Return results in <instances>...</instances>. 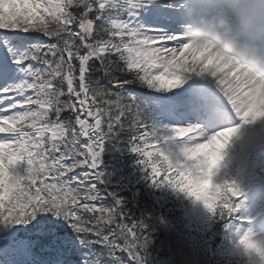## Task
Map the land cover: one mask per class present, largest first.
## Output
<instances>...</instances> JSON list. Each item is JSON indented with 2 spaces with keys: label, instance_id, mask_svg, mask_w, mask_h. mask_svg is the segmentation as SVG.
<instances>
[{
  "label": "snow or ice",
  "instance_id": "6c2138e0",
  "mask_svg": "<svg viewBox=\"0 0 264 264\" xmlns=\"http://www.w3.org/2000/svg\"><path fill=\"white\" fill-rule=\"evenodd\" d=\"M253 7L0 0V264H264Z\"/></svg>",
  "mask_w": 264,
  "mask_h": 264
},
{
  "label": "bare ground",
  "instance_id": "6f19581e",
  "mask_svg": "<svg viewBox=\"0 0 264 264\" xmlns=\"http://www.w3.org/2000/svg\"><path fill=\"white\" fill-rule=\"evenodd\" d=\"M199 24L202 25V26H206V23H205V22H202L201 20H199ZM206 27L210 29V27H208V25H207ZM231 50H232V49H231ZM237 50H238V49H237ZM232 51L235 52V50H232ZM242 56H243V58H245L246 60H247V59H251L250 57L246 56L243 52H242ZM254 58H257V57H254ZM262 61H264V60H263V56L260 58V62H262ZM242 64H243V63H242ZM244 64L247 65V61H245ZM247 66H248V65H247Z\"/></svg>",
  "mask_w": 264,
  "mask_h": 264
}]
</instances>
